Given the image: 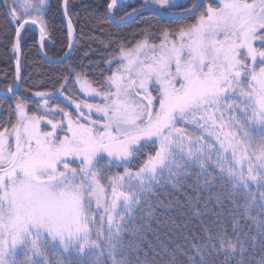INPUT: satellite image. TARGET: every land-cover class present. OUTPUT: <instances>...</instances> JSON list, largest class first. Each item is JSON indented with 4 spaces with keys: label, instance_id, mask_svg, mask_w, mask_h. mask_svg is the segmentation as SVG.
Returning a JSON list of instances; mask_svg holds the SVG:
<instances>
[{
    "label": "snow or ice",
    "instance_id": "obj_1",
    "mask_svg": "<svg viewBox=\"0 0 264 264\" xmlns=\"http://www.w3.org/2000/svg\"><path fill=\"white\" fill-rule=\"evenodd\" d=\"M59 7L67 17L70 0ZM0 8L20 81L22 41L33 26L41 49L51 35L50 0ZM177 8L191 22L119 44L99 87L67 66L58 89L35 93L41 114L7 87L0 264H264V0H144L126 16ZM67 28L72 49L70 18ZM73 84L99 102L74 98ZM60 96L75 117L49 103Z\"/></svg>",
    "mask_w": 264,
    "mask_h": 264
},
{
    "label": "trees",
    "instance_id": "obj_2",
    "mask_svg": "<svg viewBox=\"0 0 264 264\" xmlns=\"http://www.w3.org/2000/svg\"><path fill=\"white\" fill-rule=\"evenodd\" d=\"M111 0H70L69 17L74 26L76 44L71 56L63 63L51 65L46 63L39 52L38 33L30 31L21 45V73L22 81L18 93L30 97L29 107L37 111L39 97L35 96L37 91L53 93L59 88L61 76H67L65 68L72 66L86 74L88 80L94 86L99 87L104 78L110 74L106 61L118 54V45L129 42L134 43L135 38L143 32H151L153 39L158 38L162 29L168 28L175 31L180 25L191 22L192 18L182 20L166 21L151 14L137 16L134 22L118 26L110 22L107 16V3ZM192 0H188L185 6L190 5ZM212 0H206V7ZM62 0H50L51 10L48 16L50 37L46 39L44 51L51 59L61 57L69 45V37L64 24L62 10L59 7ZM142 0H132L121 3L114 10L115 17H121L133 9L141 6ZM214 6V5H213ZM177 8L175 12H180ZM199 15V13H197ZM14 32L4 18L3 8H0V90H7L9 85H13L16 80V54L11 48ZM116 65H112L115 70ZM72 96L82 99L76 84L70 85ZM69 93L65 92V96ZM14 99L0 98V122H6L14 107ZM50 104L60 103L65 111L72 112L70 100H64L60 96L59 100H50ZM189 131H192L189 128ZM155 146H148L144 149L143 157L134 159L129 165L137 168L146 159L149 152L154 153ZM114 172H122L123 168L113 169Z\"/></svg>",
    "mask_w": 264,
    "mask_h": 264
},
{
    "label": "water",
    "instance_id": "obj_3",
    "mask_svg": "<svg viewBox=\"0 0 264 264\" xmlns=\"http://www.w3.org/2000/svg\"><path fill=\"white\" fill-rule=\"evenodd\" d=\"M205 1H206V0H204V3H205ZM120 3H121V0H118V6L120 5ZM117 8H118V7H117ZM117 8H114L113 10H109V9H107V16H108V19H109V13H110V11H111V12H114V10H116ZM139 8H140V7L136 8V9H139ZM128 13H133V10H131V11L128 12ZM143 14H151V15H154V14H153L152 12H150V11H144ZM173 15H174L176 18L169 19L167 15H166V16H163V17H161V16H156V15H154V16H156V17H158V18H160V19H162V20H166V21H175V20H182V19L189 18V17H181V16H180V12H174ZM62 16H63L64 24H65V27H66V30H67V33H68L67 21H68V19L70 18V17H69V14H68L67 17H65L63 14H62ZM137 16H138V15H133V16H131V17H128V16H126V14H125V15H123V16H121V17H124V18L127 20L126 23H121V22H115V23H114V22H112V21H110V22H112L113 24L118 25V26H124V25H128V24L134 22V20L136 19ZM115 18H116L117 21H119V18H120V17H115ZM33 27H34V29L36 30V32L38 33V47H39L40 55H41L42 59H43L46 63L51 64V65H58V64H61V63L65 62V61L71 56V54H72V52H73L75 46H74L72 49H69V46H68V49L66 50L65 53H69V52H70V55H69L66 59L64 58V57H65V53H64L61 57H59V58H57V59H51V58H49L48 56H45L44 47H43V49H41V47H40V43H39V40H40V37H39V28H38V27H35V26H33ZM73 29H74V26H73ZM74 44H76L75 31H74ZM19 60H20V73H21V61H22V55H21V52H20V55H19ZM56 60H61L62 62H61V63H50V61H56ZM16 69H17V64H16ZM21 76H22V73H21ZM21 81H22V80L17 81V79H16L15 82H14V84H18L19 87H20ZM14 84H13V85H14ZM18 89H19V88H18ZM5 94H6V95H5ZM57 95H58V94H57ZM10 97H12V93H7V90H0V98H10Z\"/></svg>",
    "mask_w": 264,
    "mask_h": 264
},
{
    "label": "rangeland",
    "instance_id": "obj_4",
    "mask_svg": "<svg viewBox=\"0 0 264 264\" xmlns=\"http://www.w3.org/2000/svg\"><path fill=\"white\" fill-rule=\"evenodd\" d=\"M129 1H132V0H121V3L123 2V3H127V2H129ZM143 2H144V0H142ZM188 2V0H177V3L178 4H180V5H185L186 3ZM76 87H77V89H78V91H79V85L78 84H76ZM80 93V95H81V97H82V99H87L90 103H96V102H99V97H96L95 99H93V98H91V97H89V96H85L83 93H81V92H79ZM153 94L155 95V92H153ZM65 100V99H64ZM71 109H72V113H73V115H74V117H75V115H76V112H75V105L74 104H72L71 103ZM39 111H40V114L44 111V109H43V106L41 105L40 107H39V109H38ZM85 111H87V110H85ZM61 116H62V114H60V113H57L56 115H55V119L56 120H59V119H61ZM49 118H52V114L50 113L49 114ZM93 118H95V116L93 117ZM66 122V121H65ZM44 125L42 124V127H43ZM48 128H50V126H48ZM189 128H191V126H189ZM133 170H135L136 169V167L135 168H132Z\"/></svg>",
    "mask_w": 264,
    "mask_h": 264
}]
</instances>
